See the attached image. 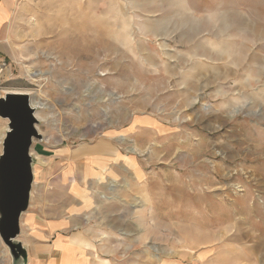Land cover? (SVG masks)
Wrapping results in <instances>:
<instances>
[{"label": "rangeland", "instance_id": "obj_1", "mask_svg": "<svg viewBox=\"0 0 264 264\" xmlns=\"http://www.w3.org/2000/svg\"><path fill=\"white\" fill-rule=\"evenodd\" d=\"M8 31L0 96L42 104L44 207L64 182L126 217L112 264H264V0H20Z\"/></svg>", "mask_w": 264, "mask_h": 264}, {"label": "crops", "instance_id": "obj_2", "mask_svg": "<svg viewBox=\"0 0 264 264\" xmlns=\"http://www.w3.org/2000/svg\"><path fill=\"white\" fill-rule=\"evenodd\" d=\"M19 1L0 0V55L3 57H10L11 55L6 39L10 20ZM6 128L1 133L3 135L1 141L6 133ZM104 157L102 158L101 155L95 157L93 154L85 159L92 166H87L86 177L88 181L95 182L94 179L97 178L96 182H101L100 177L105 175L106 178H110V174H113L115 169L113 166L112 169H109L110 164L107 160L110 157ZM35 168L34 165V185L30 204L20 219L21 233L18 238L26 250V264H112L115 250L111 246V239L116 236L112 235L114 225H111V222L126 227L130 221L126 217L121 218V220L112 219L109 212H107V216L99 219L90 217L89 205L94 209L95 203L98 202L87 194L79 202L78 190L81 189L79 186L72 185L71 189L64 190L60 200L59 190L65 188L64 182L62 187L59 185L57 189L52 187V191L48 193L47 207H44L38 201V194L34 189L38 184L36 177H40L34 172ZM125 175L122 174V178H125ZM63 179L66 180L65 176ZM69 179L71 178L69 177ZM105 186L106 183L103 187ZM106 199L111 198L106 197ZM101 200H99L101 206L109 204L105 199ZM0 264H12L6 246L1 240Z\"/></svg>", "mask_w": 264, "mask_h": 264}, {"label": "water", "instance_id": "obj_3", "mask_svg": "<svg viewBox=\"0 0 264 264\" xmlns=\"http://www.w3.org/2000/svg\"><path fill=\"white\" fill-rule=\"evenodd\" d=\"M0 119L7 121L0 154V240L12 264H26V250L18 240L20 219L28 210L34 185L31 148L42 137L28 94L0 96Z\"/></svg>", "mask_w": 264, "mask_h": 264}, {"label": "bare ground", "instance_id": "obj_4", "mask_svg": "<svg viewBox=\"0 0 264 264\" xmlns=\"http://www.w3.org/2000/svg\"><path fill=\"white\" fill-rule=\"evenodd\" d=\"M106 48H107V51L108 53L110 52L111 54H113L114 52V45L111 43V42H107V45H106ZM25 91V90H24ZM28 94H31L29 92H27ZM35 96V95H34ZM37 101V100H36ZM34 99H31L30 98V103H31V107L35 109V117L37 118V120L39 121L40 120V116L38 114V112L36 113V109H41L42 107V104H40L39 102H36ZM2 134L0 135V142H1V139H2Z\"/></svg>", "mask_w": 264, "mask_h": 264}]
</instances>
